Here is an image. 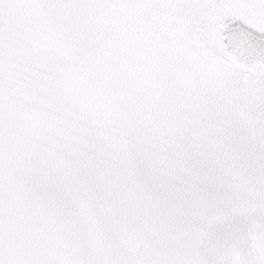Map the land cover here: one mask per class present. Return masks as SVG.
<instances>
[{
	"label": "snow or ice",
	"instance_id": "6c2138e0",
	"mask_svg": "<svg viewBox=\"0 0 264 264\" xmlns=\"http://www.w3.org/2000/svg\"><path fill=\"white\" fill-rule=\"evenodd\" d=\"M0 264H264V0H0Z\"/></svg>",
	"mask_w": 264,
	"mask_h": 264
}]
</instances>
